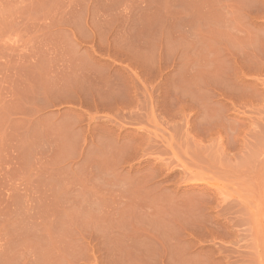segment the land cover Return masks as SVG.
<instances>
[{"label":"rangeland","instance_id":"rangeland-1","mask_svg":"<svg viewBox=\"0 0 264 264\" xmlns=\"http://www.w3.org/2000/svg\"><path fill=\"white\" fill-rule=\"evenodd\" d=\"M0 264H264V0H0Z\"/></svg>","mask_w":264,"mask_h":264},{"label":"crops","instance_id":"crops-1","mask_svg":"<svg viewBox=\"0 0 264 264\" xmlns=\"http://www.w3.org/2000/svg\"><path fill=\"white\" fill-rule=\"evenodd\" d=\"M113 100H114V99H113ZM113 100H112V101H113ZM113 102H114V101H113ZM95 105H96V104H95ZM93 107H94V106H93Z\"/></svg>","mask_w":264,"mask_h":264}]
</instances>
